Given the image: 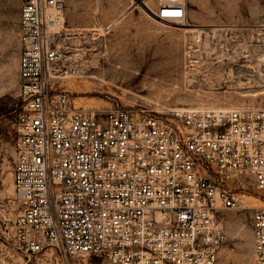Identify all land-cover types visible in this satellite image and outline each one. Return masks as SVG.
I'll return each mask as SVG.
<instances>
[{"label":"built area","instance_id":"1","mask_svg":"<svg viewBox=\"0 0 264 264\" xmlns=\"http://www.w3.org/2000/svg\"><path fill=\"white\" fill-rule=\"evenodd\" d=\"M171 1L158 18L186 16ZM66 13V0H21L18 245L51 264H229L220 211L251 208L255 186L263 204L252 207L248 264H264V107L77 106L53 86L67 62Z\"/></svg>","mask_w":264,"mask_h":264},{"label":"rangeland","instance_id":"2","mask_svg":"<svg viewBox=\"0 0 264 264\" xmlns=\"http://www.w3.org/2000/svg\"><path fill=\"white\" fill-rule=\"evenodd\" d=\"M163 3L168 1L73 0L61 40L67 62L54 88L87 108L119 102L166 114L180 107H264V0H184V18L157 21L149 8L154 15ZM20 12L21 0H0V264H51L40 253L28 254L13 235L24 208L13 179L16 120L23 109ZM259 193L250 186L251 208L220 211L227 231L223 262L251 261ZM162 218L157 211V221Z\"/></svg>","mask_w":264,"mask_h":264},{"label":"bare ground","instance_id":"3","mask_svg":"<svg viewBox=\"0 0 264 264\" xmlns=\"http://www.w3.org/2000/svg\"><path fill=\"white\" fill-rule=\"evenodd\" d=\"M168 1V3H173V1H171V0H167ZM184 0H181V2H183ZM142 2V1H141ZM143 3V2H142ZM146 7V6H145ZM149 11H151V13H152V9L151 8H149ZM152 17H154L157 21H163V19H160V18H158L157 16H156V14H154V15H152L150 12H148ZM154 13V12H153ZM171 20H173V19H169L168 21H171ZM167 21V20H166ZM262 60H264L263 58H262ZM264 63V62H263ZM180 108H183V107H180ZM234 108H238V107H234Z\"/></svg>","mask_w":264,"mask_h":264},{"label":"crops","instance_id":"4","mask_svg":"<svg viewBox=\"0 0 264 264\" xmlns=\"http://www.w3.org/2000/svg\"><path fill=\"white\" fill-rule=\"evenodd\" d=\"M72 2H73V0H66L67 11H68V5H71ZM128 9H129V8H127V9H126L125 11H123L122 13L128 11ZM128 12H129V11H128ZM122 13H121V14H122ZM121 14H120V15H121ZM127 14H128V13H127ZM120 15H119V16H120ZM116 19H117V18H116ZM116 19H115V20H116ZM115 20H113V21H115ZM113 21H112V22H113ZM112 22H111V23H112ZM111 23H109V24H111ZM109 24H108V25H109Z\"/></svg>","mask_w":264,"mask_h":264},{"label":"snow or ice","instance_id":"5","mask_svg":"<svg viewBox=\"0 0 264 264\" xmlns=\"http://www.w3.org/2000/svg\"><path fill=\"white\" fill-rule=\"evenodd\" d=\"M176 15H178V13H176Z\"/></svg>","mask_w":264,"mask_h":264}]
</instances>
